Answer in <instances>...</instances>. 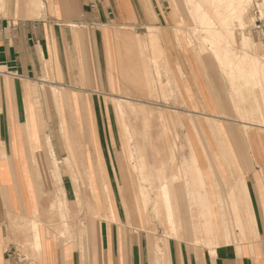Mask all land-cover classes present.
Instances as JSON below:
<instances>
[{"label":"crops","instance_id":"0c3cea01","mask_svg":"<svg viewBox=\"0 0 264 264\" xmlns=\"http://www.w3.org/2000/svg\"><path fill=\"white\" fill-rule=\"evenodd\" d=\"M54 1L60 18L49 15L32 17L20 11L33 9L38 14L43 3L41 0H7L6 14H0V264H122L123 255L124 264H264V131L256 129L245 133L244 128L225 125L221 115L206 114L202 106L207 107L208 101L200 88L195 91L197 77L190 66L188 80L195 83L196 88L192 92L185 91L184 101L176 89L172 109L188 111L190 116L203 118L205 114L210 119L211 129L212 126L215 130L221 126L219 122L223 124L222 136L227 147L218 144L208 125L206 129L202 128L198 123L201 119L192 116L188 119L192 135L195 136L196 132L203 146L198 148L191 143L188 158L180 166L176 162L175 139L178 133L175 127L181 122V117L177 112H164L157 120L162 122V127L168 123L171 134L162 135L163 140L157 134L150 151L140 142L136 153L129 123L143 118L146 132L149 122L155 119V111L146 110L137 104L140 101L135 98L115 97L113 107L123 131V153L131 170L140 176L141 202L135 200L127 167L119 165L113 148L109 150L108 158L107 153L103 155L107 167L102 161L101 149L95 142L98 136L95 132L99 131L97 125L94 126L93 145L89 150L84 134L82 144L75 142L72 146L73 154H77L80 153L77 148L85 145L87 160L84 168L77 162L75 154L74 160L77 159V170L80 166L83 171L90 169L98 186L107 185L110 208L112 210L114 206L118 220H111L110 208L108 211L104 209V217L97 214V208L90 209L95 221L98 218L104 220L96 229L99 247L94 236L89 234V223L93 221H88L87 225L84 222L86 233L76 244H64L53 231L47 230L48 209L57 201L49 181V171L56 169L55 175L59 174L66 181L62 188L68 205L74 201L77 210V197L82 190L80 186H83L79 178H85L83 172H80L81 177L78 176L75 165L67 158L66 148L55 147L50 122L58 116L62 118L63 105L69 108L71 116L78 114L82 121L90 124L111 121L108 113L102 118L101 107L106 103L101 93L95 91L118 88L124 94H131L130 89L141 90L135 77L138 74L136 69L132 74L124 71L120 82H117L114 67L127 64L126 60L118 57L117 50L122 51L129 43L143 42L130 32L104 28L114 22L117 25V22L131 16V4L125 0ZM153 29L158 38L152 39L149 29L147 39L156 42L160 32L157 26ZM113 34L119 40L106 42V38L110 40ZM179 57L173 50L167 55L178 82ZM51 65L60 80H47ZM40 83L52 86L55 105L52 110L49 108L42 112L40 102H34V94L43 90L38 87ZM58 86L72 93L64 91L61 94ZM41 96L44 103L43 92ZM133 124L136 130L140 129L138 123ZM246 127L252 126L248 123ZM188 136L191 139V133ZM50 159L52 164L47 162ZM178 169L183 173L178 174ZM67 170L72 174L69 178L71 184L66 177ZM73 180L76 186L71 187ZM161 186L168 187L175 229L170 226L159 198ZM41 212L44 216L40 225L41 257L40 261L30 262L27 255L31 252L26 250V254L23 249L25 230L18 228L26 219L40 218ZM55 218L59 219L58 216ZM159 225L165 226V232L170 235L168 238L158 236ZM100 246L107 250L104 256Z\"/></svg>","mask_w":264,"mask_h":264},{"label":"rangeland","instance_id":"374dc122","mask_svg":"<svg viewBox=\"0 0 264 264\" xmlns=\"http://www.w3.org/2000/svg\"><path fill=\"white\" fill-rule=\"evenodd\" d=\"M125 1H127L128 4H131L132 7L131 16L126 20H121L120 22H117V25H115L116 22H114L115 24L112 22L113 24H108L104 28H106L107 30L109 29L110 31H115V29H117L123 32L125 31L130 32L134 38L139 37L143 41L141 44H139L138 42L129 43L127 44V47H123L122 51L117 50L116 54L118 55V57L123 58L124 61L126 60L127 64H122L121 66L117 65L116 67H114L115 70L114 72H116L115 74H116L117 82H120L119 80L120 75L123 74L124 71H127L130 74H132V70L136 69L138 74H136L135 77L141 85V90L130 89L131 94H124L120 92V89L118 88L111 89L110 91L107 90L95 91L101 93L100 94L101 97H104V101L106 105L105 106L103 105L101 107V113L103 114L102 118L106 117L105 116L106 113L109 114L111 118V121L109 122L100 121L98 123L90 124V122L88 121H84V120L82 121L81 116L78 114L74 113L71 116L69 108L63 105L64 108L62 112L63 119L62 118L59 119L58 116L53 122L50 123L52 130L51 133L54 136L53 142L55 144V147H57L58 149L67 148L66 150L69 151V155L73 157V159L75 152L73 154L72 146H73V141L74 143L76 142L75 137L79 135V138L81 139L82 135L84 134L87 140L86 146L89 150L90 147H92L93 145L92 134L96 133L98 136L95 142L97 145H99L101 149L100 154L102 156V161L104 162V164H106L107 161L106 158L104 160L103 155L105 156V153H107V158H108V152L111 148H113L114 153L116 152L115 155L117 157V161L119 162V165L124 168L127 167V173L129 175V179L132 185V190L135 200L138 199L141 202L140 194H139L140 176L138 172H133V170H131L128 162L126 161L127 157L123 153V148L125 147L123 131L119 121L117 120V113L115 112L113 107V104L115 102V97L128 96L135 98L140 101V103L137 104L143 106L144 108H146V110L155 111L156 115L153 116L155 119H153V122L151 121L149 122V126L146 127L147 128L146 132L144 130V123L142 121L143 118H139L137 121H135L139 125L140 128L139 130H136V128L134 127L133 123L135 122L129 123V132L133 135L131 138V142L136 153H138L139 151L137 145L140 142L142 145L144 144V148L146 150L150 151L152 146L151 144L153 143V141L156 140L157 134L160 135L161 140H163L162 135L171 134L170 132L171 128L168 127V123L165 122L164 127H162L161 126L162 122L160 120H157L158 117H161V113L177 112L178 114H180L181 122L178 123L175 127V130L178 133V137L175 139L177 143L176 162L180 166L182 165V162L188 158L191 143L193 144V146L198 148L199 146H203L200 138L197 136L194 130L193 125H192V129L195 132V136L194 134L192 135L190 122L188 120L189 118L192 119V116L196 117V119H201L200 121L198 120V123L199 125L202 126V128L206 129L207 128L206 125H208L212 134L214 133L215 136L217 137L218 144L227 147L226 141L222 136L221 126L223 124H221L219 121L218 122L221 126H218L216 130L212 126L211 129L209 122L210 119L207 118L205 114H203L204 115L203 118L194 115L190 116L188 111L179 112V110L174 111L172 109V107L174 106L172 105V102L176 95V89L178 92L180 91V97L184 101L185 91L192 92V90L196 88L195 83L191 84L190 81L188 80L189 79L188 77L190 76V71L188 69L189 66L192 68L193 72L197 77L198 84L195 91L199 90L200 88L203 95L206 97L208 101L207 107L202 106V110L206 112V114L215 115V116L221 115V117H223V121H225L224 122L225 125L227 124L229 127H234L235 129L244 128L246 129L245 133H248L249 131H253L256 129H261L262 131H264V78L262 76L259 77V75L255 76L253 73H251L252 69L251 70L248 69L252 64L251 61H249L251 56H255L259 60L264 62V4H263L264 1L249 0V2H247L244 8V11H242L241 13V15H243V19H241L242 21L239 18L240 12L237 11L238 14H236L235 12L237 16H234L235 14L233 15L235 19L232 18L233 21L232 19L230 20L232 25L230 26L228 25V27L233 28L234 33L232 35H234L236 38L231 36L229 33L230 31L226 30L227 28L224 26L222 27V32L224 31L223 32L224 40L223 42L219 43V46H217L218 44L212 45L211 42H208V40L204 38L206 35L205 32L202 30V26H201L202 24L200 22L198 23V19H196L197 17L194 16V12L187 5L188 4L187 0H125ZM41 2L43 3H41L42 7L38 14L35 13L33 9L20 10V11L22 13L25 11L27 16H32V17L45 18L49 15V16H53L54 18H60V11L58 10V7L56 6L54 0H41ZM205 3L206 2H204V4ZM52 4L54 6V10ZM6 6H7V0H0V14H6V10H5ZM188 9H190V12ZM259 10H263V14L262 12L260 13ZM215 22L221 24V22L219 21H215ZM149 25L158 27V30L160 32V38L156 42H151L148 41L147 39L149 32L148 29ZM221 26L217 24L215 25V27H220V28ZM245 36L250 37L249 47L243 46V43L245 41ZM110 38H111L110 40L106 38V42L111 41L112 43L119 40V37H115L114 34ZM224 43L230 44L229 46L231 47V50L234 52L232 53L231 51H229L228 57L230 59L227 58L226 60H224L225 62L221 61L222 64L219 65L217 63L219 58L217 57L218 58L217 59L216 57H214V55L217 56L215 52H218L219 50H220L219 52H224L223 45H226ZM170 50L175 51V55L178 54L180 56L179 61L181 63L180 64L181 67L178 68L180 74L179 82L175 79L176 77L178 79V76L174 74L172 66L169 65V61H168L169 59L167 58L168 52ZM231 59L233 60V62L235 61L234 62L235 64H233L234 67L229 68L227 67L226 64L228 63V60L231 61ZM236 61L239 65L236 64ZM240 64H242V66ZM52 66L53 65L50 66V73L48 75L47 80L58 81L60 80V77L58 76V74L55 73L56 69H54V67ZM229 70H231L232 72H230ZM228 73L231 75H228ZM133 83L130 84L132 85ZM38 85L37 86L39 88L42 87L43 90L41 92L40 91L38 92V96L34 94V102L39 101L40 99L39 102L41 105L42 112L44 109L47 111L49 110V108L51 110L54 109L55 108L54 100L51 95L52 86L46 83H40ZM174 86H176V88ZM57 88L61 94L64 91L71 92V90L62 89L60 86H58ZM42 92L44 93L45 96L44 103H42V96H41ZM184 108L187 109V107ZM75 111L77 113L76 107H75ZM85 116H87L86 111H85ZM60 120L63 122V124H65V130L63 132H61L60 123H59ZM248 123L252 127H246V124ZM97 125H99V131L97 130L95 132L94 126ZM80 126L82 127L83 133ZM75 132L78 133L75 134ZM188 133H191V139L189 138ZM63 134L65 135V139L63 137ZM42 139H43V135H42ZM76 144L78 143L76 142ZM84 146L77 148L80 153L75 154V157L77 156L78 158V162L82 163V164L80 163L81 166L82 165L84 166V162L87 160L86 152L84 151L85 150ZM90 156L92 158L91 153H89V157ZM89 161H91V159ZM47 162L50 163V160H47ZM73 164L75 165L74 162ZM76 171L79 177H81L80 176L81 173L84 172L82 168L80 170L76 169ZM85 171H86L85 172L86 177L79 178L83 182V186L82 185L80 186L82 190H80L79 193H81V196L83 198L84 197L83 194L88 195V187H89L90 192L92 193L94 192L97 196H99V199L101 200V204L99 199L95 197L98 200V203L108 211V208H110V202H109L110 195L108 193L107 185L104 184L102 185V187L100 185L98 186L97 179L95 178L94 174H92L93 175L92 177L90 173V169L89 170L86 169ZM49 172H50L49 181L50 184L52 185L54 196L56 195L55 197L57 199V203L58 200H60L61 197L65 195L62 198L64 202L63 212L67 213V216L69 217L67 222H65L66 221L65 219H67V217L65 218L59 215L55 216V217L59 216L58 217L59 219L54 217L51 220H49V211L51 209L53 211L54 210L58 211L57 205H55L57 203L54 202L55 204L53 203L51 207L48 209L49 211L47 212V218L49 220V222L46 223L47 230L53 231L54 235L58 236L59 240L64 244H66L67 242L69 243L72 242L76 244L77 243L76 241L79 242L81 239H83L84 233H86L85 231L86 227L84 228V222H86L87 225L88 221H93L94 223L92 224L89 223V230H90L89 234L90 237L94 236L96 240V245L98 246L99 245L98 233L96 229H98V225H100L99 222L104 220L98 218L95 221V219H93L92 211L88 209L87 203L86 206L83 205L82 209L78 207L79 209L78 212V210L75 208L76 207L75 202L71 201L69 202V205L71 207L70 209L67 201L68 199L66 192H64L65 190L62 189V185H64L66 181L61 179L60 175H55L54 169L50 170ZM170 172L171 169L168 170V173ZM65 173H68L66 177L68 183L71 184V181L69 179L70 177H72L71 171L67 170L65 171ZM177 173L182 174L183 173L182 169H178ZM107 174H108V169H107ZM74 186L76 185H75V181L73 180V185L71 187ZM138 200L137 202L139 203ZM42 214L43 213L41 212V215ZM34 220H37L39 222L38 239L36 238L35 230L32 224ZM42 222H44L43 215L40 218L37 217V218L26 219L25 221H23V223H21L20 228H18L19 230L21 229V231L25 230L26 242L23 244V249L25 250L24 253L26 254H28L27 251L31 252V255H27L30 262L40 261L41 248H42L40 225ZM133 232H135V230H133ZM157 232H158V236L161 239H165L166 237L168 238L170 236L165 232V228L162 225H159ZM100 247H101L102 256H104V254H106L107 252V250H105L106 245L104 247L105 249L102 246ZM124 252L126 253V251ZM84 253L85 255L88 256L87 249L84 250ZM124 263H125V256L123 255L122 264Z\"/></svg>","mask_w":264,"mask_h":264},{"label":"bare ground","instance_id":"6f19581e","mask_svg":"<svg viewBox=\"0 0 264 264\" xmlns=\"http://www.w3.org/2000/svg\"><path fill=\"white\" fill-rule=\"evenodd\" d=\"M264 1V0H263ZM204 2H206L205 4H204ZM247 2H249V0H187V5L191 8V10L194 12V16H196L197 18L196 19H198V23L200 22L201 24V26H202V30L205 32V39L206 40H208V42H211V44L212 45H215V44H218L217 46H219V43H221V42H223V37H224V34H223V32H222V27H226L227 29L226 30H229L230 32V35L231 36H233V37H235L234 35H232L233 33H234V31H233V28L232 27H228V25L230 26V25H232L231 24V19L232 18H234V16H237L236 14H238L237 13V11L238 12H240L239 14V18H240V20L241 19H243V15H241V13H242V11H244V8H245V6H246V4H247ZM257 4V3H256ZM264 4V3H263ZM210 8H211V10H210ZM189 10V12H190V9H188ZM213 11V12H212ZM260 11V13L262 12V14H263V10H259ZM235 12H236V14H235ZM192 13V12H191ZM235 14V15H234ZM234 15V16H233ZM233 16V17H232ZM216 18V19H215ZM235 19V18H234ZM237 20H238V18H237ZM196 21V20H195ZM215 21H219V22H221V24H222V26H221V24H218V23H216ZM232 21H233V19H232ZM242 21V20H241ZM244 22V21H243ZM242 22V23H243ZM245 23V22H244ZM219 25V26H221V28L220 27H215V25ZM246 24V23H245ZM200 25H199V27H200ZM204 25V26H203ZM244 26V25H243ZM149 27V26H148ZM149 29H150V31H151V34L153 35V36H151V34H149L151 37H152V39H156V38H158L157 37V35L155 34V32H154V29H153V26L152 27H149ZM201 30V29H200ZM156 31V30H155ZM114 32H117V31H114ZM121 32V31H120ZM122 33V32H121ZM120 33V34H121ZM125 33V32H124ZM129 34V33H128ZM204 34V33H203ZM123 35V34H122ZM124 37H125V35H123ZM149 36V37H150ZM123 38V37H122ZM127 38V37H126ZM236 38V37H235ZM125 39V38H124ZM128 39V38H127ZM234 39V38H233ZM151 40V39H150ZM132 42V41H131ZM228 43V42H227ZM211 44H210V46H211ZM224 44H226V43H224ZM220 45H222V44H220ZM230 44H226V45H223L224 46V52H219L218 50V52H215V54H217V56H215L214 55V57H218L217 59H218V64L220 65V64H222V62L221 61H223V62H225L224 60H226L227 58H229L228 56H229V51H231L232 53L234 52V51H232L231 50V47L229 46ZM217 46H216V48H217ZM243 46L244 47H249L250 46V37L249 36H245V41H244V43H243ZM213 47V46H212ZM211 49V48H210ZM209 49V50H210ZM212 50V49H211ZM215 50V49H214ZM213 50V51H214ZM247 55V54H246ZM251 56V55H250ZM242 57V56H241ZM215 58V59H216ZM232 58V57H231ZM249 58V57H248ZM221 59V60H220ZM230 59V58H229ZM220 60V61H219ZM249 61H251V65H250V68H248V69H252V72L251 73H253L255 76H257V75H259V77L260 76H262L263 78H264V62H262L261 60H259L257 57H255V56H251L250 57V59H249ZM219 62H221V63H219ZM227 62V61H226ZM235 62V61H234ZM233 62V60L231 59V61L230 60H228V63L226 64L227 65V67H234L233 66V64H235ZM240 62V61H239ZM241 63V62H240ZM224 64V63H223ZM236 64L237 65H239L238 63H237V61H236ZM241 66H242V64H240ZM47 66V65H46ZM223 66V65H222ZM220 67V66H219ZM226 67V66H225ZM228 68V69H229ZM236 68V67H235ZM231 69H234V68H231ZM228 71V70H227ZM230 72H232L231 70H229ZM234 71V70H233ZM249 71V70H248ZM235 73V72H234ZM234 73H233V75H234ZM130 74V73H129ZM125 75V74H124ZM228 75H231V74H229L228 73ZM232 75V76H233ZM254 75H252V76H254ZM231 77V76H230ZM236 77V76H235ZM232 80V79H231ZM234 81V80H233ZM232 82V81H231ZM235 86V85H234ZM35 87V86H34ZM35 89V88H34ZM36 90H37V86H36ZM54 91V90H53ZM38 92V91H37ZM38 93H36V95H37ZM57 95L59 94V92L58 93H56ZM58 97V96H57ZM57 100H60V99H57ZM234 100V99H233ZM39 101H40V99H39ZM38 101V102H39ZM245 101V100H244ZM234 102V101H233ZM36 103V102H35ZM39 104V103H38ZM120 108V107H119ZM120 110H122V109H120ZM122 120V119H121ZM41 121V120H40ZM124 122V121H123ZM41 123V122H40ZM59 123H60V128H61V132H63L64 130H65V124H63V122L60 120L59 121ZM44 124V123H43ZM122 125H123V123H122ZM40 126H42V124H40ZM44 126V125H43ZM124 126V125H123ZM41 129H44V128H41ZM126 129V128H125ZM124 129V130H125ZM42 131V130H41ZM44 131V130H43ZM78 132H80V131H78ZM78 132H75V134L76 133H78ZM43 134V133H42ZM74 134V135H75ZM49 135V134H48ZM65 135H66V132H65ZM65 135L63 134V137H64V139H65ZM50 139V138H49ZM75 141L79 144V143H81L82 141H81V139L79 138V135L77 136V137H75ZM49 142H51V141H49ZM53 143V142H52ZM51 143V144H52ZM73 144H74V141H73ZM82 144V143H81ZM49 147H51L50 145H49ZM66 147V146H65ZM67 149V148H66ZM51 150V149H50ZM53 151V150H52ZM54 152V151H53ZM66 152H68L69 153V151L67 150ZM67 153V154H68ZM51 157V156H50ZM52 157H53V155H52ZM55 158V157H54ZM57 158V157H56ZM68 159H70L72 162H74L75 163V161L78 159H76V160H74L73 159V157H71L69 154H68V157H67ZM60 159V158H59ZM58 159V160H59ZM56 160V159H55ZM81 161V160H80ZM50 162H51V164H52V161H51V159H50ZM77 162H78V160H77ZM81 163V162H80ZM55 164V161L53 162V165ZM82 164V163H81ZM77 165L78 164H76L75 163V168L77 167ZM55 166V165H54ZM53 166V167H54ZM52 167V166H51ZM79 167V166H78ZM55 168V167H54ZM83 168H84V166H83ZM77 169V168H76ZM81 169V166H80V168H79V170ZM56 170V169H55ZM59 170V169H58ZM57 170V171H58ZM86 170V169H85ZM84 170V175L86 174L85 171ZM58 173V172H57ZM57 175H59V174H57ZM78 177V176H77ZM86 177V176H85ZM60 179V178H59ZM87 181V180H86ZM88 184V183H87ZM161 187H163L162 189H161V193H159L160 194V199H161V201L163 202V206H164V208H165V213H167V215H168V220L170 221V226L172 227V228H174V226H175V224H174V222H173V209H172V204H171V201H170V195H169V191L167 190V186H161ZM63 189V188H62ZM107 189H108V193H109V195H110V190H109V188L107 187ZM63 191V190H62ZM61 191V192H62ZM65 192V191H64ZM42 193V192H41ZM63 193V192H62ZM94 193V192H93ZM92 192H90V190H89V187H88V195H86V194H83L85 197H83L82 198V196H81V193H79L78 194V207L80 208V209H82L83 208V205H85L86 206V203H87V205L89 206V209H92V207H94V208H97L98 210H99V212H97V214H100V216H102V217H104V208L102 207V206H100L99 205V203H98V200L96 199V198H98L99 199V196H97L95 193L93 194ZM64 194V193H63ZM147 195V194H146ZM56 196V195H55ZM65 195H63L62 197H61V199H60V197H59V199L60 200H58V203H57V201L55 202V203H57V204H55V205H57V210L58 211H56V210H48L49 211V220H51L52 218H54L56 215H59V216H62V217H67V219H65L66 221L65 222H67V220H68V217L69 216H67V213H64L63 211H64V202H63V200H62V198L64 197ZM96 197V198H95ZM147 198V197H146ZM57 200V199H56ZM65 200V199H64ZM66 201V200H65ZM68 201V200H67ZM86 201V202H85ZM99 201H100V204H101V200L99 199ZM154 204H155V202H153ZM152 204V203H151ZM154 204H152V205H154ZM84 206V207H85ZM150 206V205H149ZM155 206V205H154ZM153 206V207H154ZM152 207V208H153ZM67 208H68V206H67ZM66 208V209H67ZM149 208V207H148ZM156 208V207H155ZM154 208V210H156V212H158L157 211V208L155 209ZM54 209H56V208H54ZM60 209H61V211H60ZM222 209V208H221ZM70 210V209H69ZM154 210H152V212H154ZM53 211V212H52ZM55 211H56V213H55ZM110 211H111V220H118V217H117V215H116V210H115V208H114V206H112V210H111V208H110ZM151 211V210H150ZM78 212H79V209H78ZM148 215H149V212H148ZM153 215H155V214H152V216ZM58 216V217H59ZM156 216V215H155ZM223 216H224V213H223ZM82 217V216H81ZM161 217V216H160ZM80 218V217H79ZM157 218V217H156ZM69 219H71V218H69ZM161 219V218H160ZM159 219V220H160ZM228 219V218H227ZM234 219V218H233ZM150 220V219H149ZM224 220L225 219H223V222H224ZM240 220V219H239ZM161 221V220H160ZM70 222H71V220H70ZM166 222V221H165ZM169 223V222H168ZM32 224H33V227H34V230H35V235H36V238L38 239L39 238V222L37 221V220H34L33 222H32ZM163 224V223H162ZM69 225V224H68ZM78 225V224H77ZM118 225V224H117ZM167 226V225H166ZM226 226V225H225ZM165 227V226H164ZM168 227H169V225H168ZM175 229V228H174ZM226 230V229H225ZM201 236V235H200ZM198 237V236H197ZM204 237V236H203ZM232 237V236H231ZM198 240H200L199 238H198ZM198 240H196V241H198ZM228 240V239H227ZM38 242V241H37ZM227 242V241H226ZM229 242V241H228ZM213 253H215L214 251H213Z\"/></svg>","mask_w":264,"mask_h":264}]
</instances>
